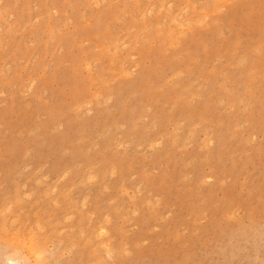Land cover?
Listing matches in <instances>:
<instances>
[{"label": "rangeland", "instance_id": "obj_1", "mask_svg": "<svg viewBox=\"0 0 264 264\" xmlns=\"http://www.w3.org/2000/svg\"><path fill=\"white\" fill-rule=\"evenodd\" d=\"M0 264H264V0H0Z\"/></svg>", "mask_w": 264, "mask_h": 264}]
</instances>
